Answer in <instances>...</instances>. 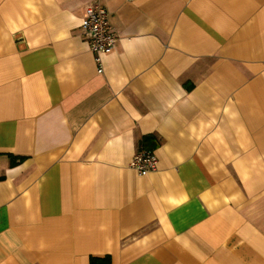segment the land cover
<instances>
[{"label":"crops","instance_id":"0c3cea01","mask_svg":"<svg viewBox=\"0 0 264 264\" xmlns=\"http://www.w3.org/2000/svg\"><path fill=\"white\" fill-rule=\"evenodd\" d=\"M106 257L264 264V0H0V264Z\"/></svg>","mask_w":264,"mask_h":264},{"label":"built area","instance_id":"2783aa9c","mask_svg":"<svg viewBox=\"0 0 264 264\" xmlns=\"http://www.w3.org/2000/svg\"><path fill=\"white\" fill-rule=\"evenodd\" d=\"M81 29L94 56L97 73L102 74V58L114 50L116 37L110 32L108 12L101 3L95 2L86 7ZM156 164L157 159L153 152L142 147L133 156L129 168L135 170L140 176H146L156 170Z\"/></svg>","mask_w":264,"mask_h":264},{"label":"trees","instance_id":"16d2710c","mask_svg":"<svg viewBox=\"0 0 264 264\" xmlns=\"http://www.w3.org/2000/svg\"><path fill=\"white\" fill-rule=\"evenodd\" d=\"M90 264H110L109 257L103 259H92Z\"/></svg>","mask_w":264,"mask_h":264}]
</instances>
